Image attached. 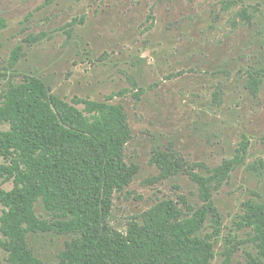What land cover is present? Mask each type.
<instances>
[{"label":"rangeland","instance_id":"rangeland-1","mask_svg":"<svg viewBox=\"0 0 264 264\" xmlns=\"http://www.w3.org/2000/svg\"><path fill=\"white\" fill-rule=\"evenodd\" d=\"M25 75L70 103L123 105L132 131L125 161L138 172L113 195L109 222L121 232L159 200L201 204L187 173L156 178L157 152L201 175L232 160L211 189L220 220L212 264H247L255 249L240 217L246 202L264 203V0H0V100ZM12 186L0 177V188ZM35 212L51 216L41 200ZM211 231L208 220L202 233ZM70 237L27 235L46 264Z\"/></svg>","mask_w":264,"mask_h":264},{"label":"trees","instance_id":"trees-1","mask_svg":"<svg viewBox=\"0 0 264 264\" xmlns=\"http://www.w3.org/2000/svg\"><path fill=\"white\" fill-rule=\"evenodd\" d=\"M19 57L13 50L10 66ZM256 84L253 79L252 90ZM1 123L9 127L0 130V177L13 186L0 188V247L6 252L0 264H46L27 239L46 232L71 235L48 264H212L220 220L211 189L232 160L204 167L201 175L182 167L172 153L157 152L156 178L187 173L199 187L201 204L159 200L121 232L109 222L113 195L138 172L125 161L132 131L123 105L79 97L70 103L41 78L25 75L2 92ZM39 200L50 218L36 214ZM244 207L239 225L249 228L255 249L246 253V262L264 264V203ZM208 220L212 231L202 233Z\"/></svg>","mask_w":264,"mask_h":264}]
</instances>
